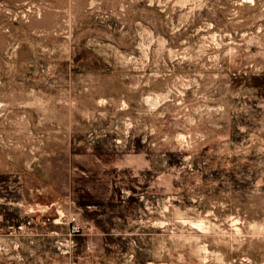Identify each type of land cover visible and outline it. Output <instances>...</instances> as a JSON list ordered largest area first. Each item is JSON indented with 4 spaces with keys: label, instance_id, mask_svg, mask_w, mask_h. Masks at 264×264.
Instances as JSON below:
<instances>
[{
    "label": "rangeland",
    "instance_id": "obj_1",
    "mask_svg": "<svg viewBox=\"0 0 264 264\" xmlns=\"http://www.w3.org/2000/svg\"><path fill=\"white\" fill-rule=\"evenodd\" d=\"M0 264H264V0H0Z\"/></svg>",
    "mask_w": 264,
    "mask_h": 264
}]
</instances>
